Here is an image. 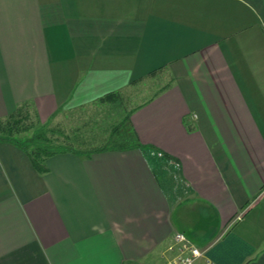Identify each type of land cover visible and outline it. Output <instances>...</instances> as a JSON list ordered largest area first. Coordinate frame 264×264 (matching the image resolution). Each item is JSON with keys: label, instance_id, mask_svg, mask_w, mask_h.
Listing matches in <instances>:
<instances>
[{"label": "crops", "instance_id": "obj_1", "mask_svg": "<svg viewBox=\"0 0 264 264\" xmlns=\"http://www.w3.org/2000/svg\"><path fill=\"white\" fill-rule=\"evenodd\" d=\"M160 73L130 145L39 170L0 136V264L162 263L179 230L206 264H264V0H0V117Z\"/></svg>", "mask_w": 264, "mask_h": 264}, {"label": "rangeland", "instance_id": "obj_2", "mask_svg": "<svg viewBox=\"0 0 264 264\" xmlns=\"http://www.w3.org/2000/svg\"><path fill=\"white\" fill-rule=\"evenodd\" d=\"M155 76L143 80L135 86H142V90L137 91L136 96L118 93L114 100L97 99L89 107H66L53 113L45 120H41L35 110H32L28 119L21 118L29 126L14 133L13 136L20 140L34 137L42 127L46 128V135L53 144H57L61 140L69 141L71 147L82 151H89L88 148H91L94 143L111 146L113 142L116 143L124 139L123 117L129 112L131 106L148 97L157 86L155 83L164 82L163 73ZM153 78L156 81H153ZM41 142H44V140H41ZM191 232L194 238L200 235L199 231L191 230Z\"/></svg>", "mask_w": 264, "mask_h": 264}, {"label": "trees", "instance_id": "obj_3", "mask_svg": "<svg viewBox=\"0 0 264 264\" xmlns=\"http://www.w3.org/2000/svg\"><path fill=\"white\" fill-rule=\"evenodd\" d=\"M118 92L112 91L109 92L103 96H101L99 99H112L114 100L117 97ZM131 109V108H130ZM35 110L34 107H30L29 103H23L18 105L14 110H12L7 115L0 117V136L6 137L8 139L14 140L19 146H21L27 153L29 154L32 162L34 165L39 169L43 170L45 168V158L47 155L52 154L57 151L61 150H73V151H79V152H90L102 148L110 147L108 144H100L94 143L96 145H92L91 148H88L89 151H82L77 148H73L70 145L69 141H60L57 144H53L49 137L46 135V128H42L34 135V137L26 138L24 140H20L17 137H14V133H17L21 131V129L27 128L29 124L24 123L22 117H25L28 119L29 113ZM36 112V111H35ZM129 112H127L126 115L123 117V125L122 130L125 132L124 139L122 141H118L116 143L113 142L112 147L117 146H125L131 144V134H132V128L129 120ZM186 120V119H185ZM126 123V124H125ZM31 124V123H30ZM188 127L191 126L189 122H186ZM45 127V126H43ZM41 140H44V142H41ZM48 140V141H45ZM168 155V154H165Z\"/></svg>", "mask_w": 264, "mask_h": 264}, {"label": "built area", "instance_id": "obj_4", "mask_svg": "<svg viewBox=\"0 0 264 264\" xmlns=\"http://www.w3.org/2000/svg\"><path fill=\"white\" fill-rule=\"evenodd\" d=\"M158 154L163 153L159 151ZM168 248L173 250L172 255L164 262L154 264H206L207 262L201 261L205 248L194 243L183 230L174 232Z\"/></svg>", "mask_w": 264, "mask_h": 264}]
</instances>
